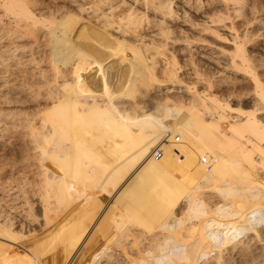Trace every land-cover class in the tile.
Here are the masks:
<instances>
[{
	"label": "bare ground",
	"instance_id": "bare-ground-1",
	"mask_svg": "<svg viewBox=\"0 0 264 264\" xmlns=\"http://www.w3.org/2000/svg\"><path fill=\"white\" fill-rule=\"evenodd\" d=\"M60 1L0 0V21L2 18L13 19L16 28L20 30L19 27H23L31 32L37 48L41 46L40 41L43 39L42 45L51 46L50 49H52L46 53L43 51L40 55L43 49L29 48L26 43L25 45L30 49L29 53L27 52L30 58L26 60L25 54L28 50H25L26 47H22L25 50L24 54L22 53L23 56L17 57L18 54L16 58L24 63H41L40 65L48 61L57 78L59 74L65 75L61 68L67 66L64 64L70 59L66 62L64 58L67 52L65 46L85 48L94 61L97 60L100 63L109 61L111 64L110 67L105 68L102 80L98 75V78L96 76L93 78V72L91 76L87 75V81L83 78L87 85L85 87L89 89L85 98L90 101L79 105L82 96L77 95L83 93L79 92L75 94L79 99H75L76 97L73 99L74 94L71 95L73 100H77L74 103L70 95L68 96V91L65 95L68 88L64 89L61 95L59 92L57 94V91L55 93V90H49L50 87L47 88L49 91L42 92L47 94V98L54 99L55 103L52 109H42V112L41 110L38 112L44 114L39 120V125L42 128L49 126L52 129L49 133L43 132L41 136L35 133L36 125H33L35 120L28 119L29 117L25 120V111L24 115L22 114L25 122L32 124L27 130H30L28 131L30 139L36 144L33 149L36 151L33 153L31 150L32 154H35L37 159L39 157L40 161L35 159L37 163L40 162L39 170L43 171H41L43 177L41 181L39 180L41 195H39L37 212L31 213L32 203L29 207L30 214H27L28 217L25 215V218L20 214L21 207L6 209L3 202L0 203V264H264V69L261 68L264 63L258 64L260 60H255L256 50L248 49L249 42L253 40V32L246 30L247 33L241 35L237 32L239 29L237 25H240V22L237 25L232 23V29L236 31L233 37L235 39L232 40L235 43L232 52L222 59L192 61L194 76L197 77V81L200 80L198 82H203L205 90L200 92L196 87L198 84L195 85L194 81L195 86L190 83L182 86V89L188 90V97L176 98L168 95L153 101L151 95L163 92L165 89L162 88L167 84L166 82L170 81L171 85L181 84L183 79L179 71L183 67L180 66L177 52L172 53L166 64L169 67L158 74V63L153 61L152 57H146L145 53V50L157 45V40L150 38L153 36L148 37L147 32L151 31V34L161 36L166 40V42L163 41L166 46L170 40L177 44L182 39L173 29L172 22H178V20L189 22L190 13L186 10V4L193 7L199 5L197 8L199 9L203 5V0H132L130 1L132 4L128 0H92L90 5L93 4L89 8L86 7V3V5L80 3V0H70L75 6L62 5L63 7L58 4ZM218 2L222 3L221 6L223 5L224 9L219 7L224 11L215 10L214 12L212 8L213 13H208L210 22L219 24L232 20L230 12L241 11L240 15L238 13L235 15L245 19L242 24L246 26L251 24L249 16L255 13V5H250L248 8L245 4L241 6L242 8L236 9L233 5L239 6L240 0H219ZM119 4L122 5L120 7H128L118 11ZM104 6H108L111 12L104 11ZM108 28L121 33L123 37L112 40L109 31H105ZM152 29H157L158 33L155 34ZM0 31L3 32V30ZM14 32L13 30V34ZM3 33L0 35L2 36ZM16 33L14 36L18 39L19 35L16 36ZM176 33L177 36H175ZM21 34L20 36L23 35ZM22 37L19 41L23 40ZM83 37H87L88 40H81ZM191 38L188 36L183 41L188 48L192 45L196 46ZM147 39H149L148 42ZM13 42L9 43L14 44L16 41ZM15 44L12 45V49L6 46L8 50L9 48L13 50L18 46ZM3 45L0 46L2 47L0 51L3 50ZM162 45L161 47L165 46ZM20 46L22 44L18 47ZM7 47L4 50H7ZM20 49L18 51H21ZM262 49L264 50V45ZM4 50L0 53H7ZM14 51L13 53H16ZM4 53L0 57L3 60L6 58L3 57ZM122 57L132 60L133 64L122 63ZM60 62L64 63L63 67L60 66ZM18 63L21 64L20 61ZM136 63L137 65L142 63L143 67L140 65V68L144 69L141 73L143 75L138 73L140 68L134 65ZM17 66L19 68V65ZM6 67L9 68L8 65ZM22 70L21 73H23ZM39 73L43 76L45 71L42 70ZM11 74L14 75V73ZM216 75L223 82H228L235 87L247 82L251 84V87L233 92L231 99H223L222 95L219 97L215 93L217 90L215 87L219 84L218 80L217 82L213 79ZM33 76L31 77L34 78ZM142 76L145 77L144 80L140 78ZM50 77L53 79L52 74ZM52 79H50L51 82H53ZM47 80L49 81V78ZM26 83L23 81L22 85ZM37 83L46 84L38 81ZM55 83L56 85L53 86H57L59 81ZM29 84L26 85L29 86ZM35 85H32L33 89ZM60 88L59 91L62 90ZM135 88L141 91V97L134 90ZM130 90H134L140 98L134 100L133 96V102L121 103L120 100L124 99V94ZM33 95H36L35 92L32 93ZM39 98L41 97H38V101ZM49 98L48 100H51ZM94 98H98L100 102L91 101ZM35 110L33 113L37 112ZM18 115L12 116L18 117ZM4 116L7 117L6 114ZM6 117L5 123H8L11 118L7 120L8 117ZM23 119L18 122L24 123ZM14 120L10 122L14 123ZM13 126L16 129L20 127L14 124ZM13 126L11 125L12 130ZM11 127H8V131L6 128V132H9ZM20 132V135L24 134ZM38 135L41 139H43L42 136L44 138L46 136L52 142L55 140L60 144L61 137L64 141L70 140L68 141L70 147L74 148L70 150L74 153L79 150L78 155L76 153L74 157L79 159L76 160L77 163L81 162L79 166L81 168L78 170L70 163V155H66V159L63 156L64 163L60 164L56 159L60 155L57 154L58 148L56 151L46 152L47 149H51V146L46 147V150L42 148L44 151H39L38 156L36 152L39 149L36 148H41L38 144L40 142L36 143L40 140L36 138ZM25 138L24 136L25 141L22 140L27 144ZM49 140L48 143H50ZM55 141L53 144L56 145ZM71 141L77 144L73 146ZM55 145V148L58 147ZM121 145L123 150L119 151L118 148ZM64 147V152L63 149L61 150L63 153L66 151ZM63 153L61 155H64ZM32 154L30 153L31 157L28 155L30 160L32 156L35 157ZM61 155L58 157L60 158ZM104 159H109L108 169H102L104 164L102 165L101 161ZM148 186H151L153 192L151 196L153 203L145 206L147 193L145 189ZM204 189H208L205 192L211 193L210 196L205 194L208 198L216 197L217 201H220L213 205L214 207L212 206L213 209L208 204V201H213L209 199L207 201V198L201 197ZM25 210L24 212L28 213ZM143 217H148L154 227L161 231L157 230L160 234L150 237L149 246L145 247L147 249H144L140 242L141 249L143 247L144 250L137 251L139 248H136L140 244L139 237L146 234L144 229L138 226ZM112 222H115L117 228L113 229ZM110 227L113 232L116 230L117 234L114 232L111 235ZM138 228L144 234L137 232ZM53 230L54 232L49 234ZM46 234L50 235L46 241L40 240L39 243L34 242L32 245L25 244L27 240H34ZM229 244L234 249L231 250L232 253H229V249H225V245ZM134 245H136V253ZM226 251L228 254H225ZM240 258L244 261L237 263Z\"/></svg>",
	"mask_w": 264,
	"mask_h": 264
},
{
	"label": "rangeland",
	"instance_id": "rangeland-1",
	"mask_svg": "<svg viewBox=\"0 0 264 264\" xmlns=\"http://www.w3.org/2000/svg\"><path fill=\"white\" fill-rule=\"evenodd\" d=\"M66 1V0H65ZM64 0H61L58 4L60 5V6H62V5H65V6H75V5H72L71 4V1L70 0H67V2H65ZM79 1V0H78ZM118 1H120V0H118ZM132 2V0H128V2ZM219 1V0H218ZM218 1H215V0H203V5H202V9L201 8H199V9H197L198 7H199V5H197V6H191V5H187L186 4V6H187V8H186V10H187V12L188 13H190V19L192 20H190L189 22L191 23V22H193L192 24H190L189 22H188V20L187 21H183V20H178V22L177 21H173L172 23L174 24V25H172V23H171V25H172V27H173V29L175 30V31H177V33L179 34V37L182 39H180L181 41H177L176 43L177 44H175V42L174 41H172V40H170L169 42H167V46H166V44L163 42V41H165L166 42V40H164L161 36H155V35H153V34H151V31L148 33L147 32V36L148 37H150V36H153V37H150V38H155L156 40H157V45L156 46H153V47H150V49H148L147 51L145 50V53H146V57L148 56H150L149 58H153L154 60L153 61H155V62H157L158 64V66H157V73L158 74H161L164 70H166V67L168 68L169 66L168 65H166V64H168V62H169V59L171 58V55H172V53H176L177 52V54H178V56H179V63H180V66H182L183 68L179 71V75H181L180 77H182V82H181V84H176L175 85V83H174V85H171L172 83L169 81V82H166L167 84H165V86H163L164 88H162V89H165L166 90V88H167V90L165 91H163V92H158L157 94L155 93V94H152L151 95V99L153 100V101H156V100H159V99H161L162 97H167L168 95L171 97V96H173V97H176V98H179V97H188V90L187 89H182V86L184 85V84H191V85H193V86H195L196 84H198V85H196V87H197V89L200 91V92H202L203 91V89H204V84H202L203 82H198V81H200L199 79H198V81H197V77L196 76H194L195 74L193 73V65H192V61H194V62H196V61H198V60H208L209 58L210 59H214V60H216L217 58L218 59H222V57L224 58L227 54H229L230 52H232V50H234V46H235V43L233 42L234 41V39L235 38H233V37H235V34H236V31L234 30V29H232V23H236V25L237 24H239V22H240V25H237L238 27H239V29L238 28H236V29H238L237 30V32H239V34H241V35H243V34H246L247 33V31L246 30H251L250 32H253L252 33V35H253V40L252 41H250L249 42V44H248V49L250 50V51H255L256 50V54H255V60H257V61H259V63L258 64H262V63H264V50L262 49L263 48V45H264V1L263 0H240V5L239 6H236V7H234L235 5H233V8H242L241 6L242 5H245V6H247L248 8L250 7V5H255V13L254 14H251L249 17L251 18V24L249 25V24H247V26L245 25V24H242V23H244L243 22V17H239L238 15H235V14H241V11H239V12H233V11H231L230 13L232 14V20H228V21H226V22H223V23H217V24H215V23H212V22H210L209 20H210V14H212L213 12H212V10H214V12H215V10H217V11H224L223 9H224V7H223V5L221 6V4L222 3H220V2H218ZM80 3H86L85 5H86V7H88L89 8V6H92V4L90 5V2H92V0H80L79 1ZM130 2V4H132ZM212 2V3H211ZM251 2H253V3H251ZM67 3V4H66ZM214 3V4H213ZM244 3V4H243ZM47 4H48V2H47ZM69 4H71V5H69ZM122 4V3H121ZM121 4H119L117 7H119V9H118V11L119 10H124V9H126L128 6H125V7H120V5ZM205 5V6H204ZM47 6V5H46ZM122 6V5H121ZM221 8H223V9H221ZM63 7V6H62ZM105 7V8H104ZM103 7V9H104V11H108L107 13H110L111 11L108 9L109 7L108 6H104ZM107 7V8H106ZM260 7V8H259ZM206 8V9H205ZM213 8V9H212ZM212 9V10H211ZM194 10V11H193ZM205 11H207L206 13H205ZM192 12V13H191ZM209 12H211L210 14H208ZM233 12V13H232ZM91 13V12H90ZM256 14V15H255ZM205 15H207V16H205ZM209 15V16H208ZM151 16H153V15H151ZM237 16V17H236ZM254 16V17H253ZM154 17V16H153ZM203 17V18H202ZM205 18H207V19H205ZM257 18V19H256ZM193 19L195 20V21H193ZM205 19V20H204ZM253 19V20H252ZM5 20V21H4ZM13 19H9V18H2L1 19V21H0V30H3V32L6 30H10L11 31V33H9L10 31H5L4 33L2 32V31H0L1 33H3L4 34V37H6V38H4L3 37V34H2V36L0 35V39H1V43H3V44H1V45H3V50L4 49H6V47L7 46H10V48L12 49L13 48V46H14V44L16 43V42H18V44H15L16 46L18 45L19 46V44L21 45L22 44V46H20V47H18V50H19V48H21L20 50L21 51H18L17 50V47H15L14 49L16 50V51H14V49L13 50H11L10 48H9V50H8V47H7V50H4V51H7V53H4V60L2 59V58H0V203L1 202H3L2 204L5 206V208L6 209H11L12 207H14L13 209H15L16 207L17 208H19V207H21V208H19V210L20 211H22V212H20V214L25 218L26 216L28 217V215L30 214L29 213V207L31 206V204L33 205V210H32V214L34 213L35 214V212H37V210H38V207H37V205H38V202L40 201V197H39V195H41V192L39 191L40 190V188H41V179H42V170L40 169L39 170V168H38V166L40 167L41 165H40V160H39V157H38V159H37V156L35 155V154H32V151H33V149H35V147H36V144H34L33 143V141H32V139H30V136H29V132L28 131H30V130H27V128H29L30 129V125H32L31 123L30 124H28L27 122H25V120L28 118V119H34L35 121H36V123H35V121H34V124L33 125H36V129H35V133L37 132V134H40V136L42 135V133L44 132V133H49L50 132V130H52V129H50V127L49 126H47L46 128H42V126L41 125H39V120L42 118V116L44 115L43 113H41L44 109H52L53 107H54V99H52V98H49V99H51L53 102H51V100H48V98H47V94L45 95V94H43L46 90H51L52 89V91H54L55 93H56V91H57V94H58V92L60 93V95L62 94L61 92H63V90L64 89H66V88H68V89H66V92H65V95H66V93H67V91L70 93H67L68 94V96L70 95V97H71V95L73 96V94H74V96H73V99L75 98V99H79V98H77V96H79V97H81L80 98V101L81 102H79V105L80 104H82V103H84L85 101H90V99H86L85 98V95H86V93L89 91V89L87 90V88L85 87V86H87L86 85V79L88 78L87 77V75L88 74H90V76H91V74H92V72H93V74L95 73V75H93L92 74V77L93 78H98V76H99V79L100 80H102L101 78H103V75H104V72H105V68H108V66L110 67V64H111V62H109V61H104V62H98L97 60H95L94 61V59H92L91 57H90V55H89V53H88V50L87 49H85V48H81V47H77V46H65V50L68 52H66V57H64V58H66V62L68 61L67 59H69V61L67 62V63H63V62H60L61 64H60V66L61 67H63L62 66V64H64V65H67V66H64L63 68H61L63 71H64V73L63 74H65L64 76L61 74H59V76H58V78H57V76L55 75V73L52 71V68L49 66V64L47 63V62H45V63H43L42 62V65H40V64H37V63H24V62H22L21 60H19L18 58H16V56L17 57H19L20 55H22L23 56V54H24V51L26 50V49H28V47L27 46H29V48L31 47H35V48H37V45L36 44H34V39H32V37H31V32H29V31H26L23 27H19L20 28V30L18 29V28H16V23H15V21L13 20ZM206 20H208V21H206ZM245 20V19H244ZM10 21V22H9ZM262 21V22H261ZM12 22V23H11ZM175 22H177V23H175ZM208 22H210V23H208ZM10 23V24H9ZM189 23V24H188ZM205 23V24H204ZM225 23V24H224ZM230 23H231V26H230ZM4 24H5V26H4ZM8 24V25H7ZM176 24V25H175ZM196 25V26H194V25ZM12 26V28H10V26ZM193 25V26H192ZM204 26V28H203V26ZM218 25V26H217ZM243 25H245L246 26V29H245V26H243ZM205 26H209L208 27V29H211V30H208L207 29V27L205 28ZM212 26H213V28L214 27H218V28H214V30H213V28H212ZM243 26V27H242ZM257 26V27H256ZM4 27H8L7 29L6 28H4ZM258 27H260V28H258ZM262 27V28H261ZM2 28V29H1ZM21 28H22V34L20 33V31H21ZM178 28V29H177ZM182 28V29H181ZM243 28V29H242ZM12 29V30H11ZM16 29V30H15ZM180 29V31H178ZM244 29H245V31H244ZM13 30L15 31L14 32V34H13ZM25 32H24V31ZM113 29H106L105 31H109L108 33H109V35H110V38L112 39V40H115V38L116 39H120V37L122 38L123 37V35L121 34V33H118L117 31H115V30H113ZM152 30H154V31H152V32H155V34H156V32L158 33V30L157 29H152ZM231 30H233V32L231 31ZM18 31V33H16ZM111 31V32H110ZM211 31H214L213 33L211 32ZM243 32V33H240V32ZM181 32V33H180ZM216 32V33H215ZM0 33V34H1ZM15 33H16V36H18L19 35V37H18V39H17V37H15L14 35H15ZM25 33V34H24ZM27 33V34H26ZM177 33L175 34V36H177ZM185 33V34H184ZM187 33V34H186ZM235 33V34H234ZM254 33H255V35H254ZM11 34V35H10ZM20 34L22 35V36H26V37H22V36H20ZM29 34V35H28ZM149 34H151V35H149ZM182 34H184V35H182ZM256 34H257V36H256ZM8 35V36H7ZM12 35H13V37H14V39H13V37H12ZM189 36V38H191V41L193 42V43H195V45L196 46H194V45H192V47H190L191 49H192V52H191V49L190 48H188L187 47V44H185V42H183L184 41V39H186V38H188V36ZM234 35V36H233ZM185 36V37H184ZM9 37V38H8ZM20 37H22L23 38V40L20 42L19 41V39H20ZM26 38H28V39H26ZM29 38H31V39H29ZM162 38V39H161ZM171 38H174V36H171ZM2 39H3V41H2ZM4 39L6 40V41H4ZM8 39V40H7ZM16 41L14 44H11L12 43V41ZM25 39V40H24ZM88 40V38L87 37H83L81 40ZM162 41H161V40ZM196 39V40H195ZM258 39V40H257ZM10 40V41H9ZM160 40V41H159ZM197 40H199V42L197 41ZM202 42H201V41ZM205 40V41H204ZM233 40V41H232ZM260 40H262V41H260ZM149 41V39H147V42ZM7 42V43H6ZM9 42H11V43H9ZM41 43V46L39 47V48H37V50H39L40 48L41 49H43V50H41L40 51V55H41V53L43 54V51L46 53V52H50V50H52V49H50V47L47 45L46 47H45V45H42V43H43V39L40 41ZM166 46H164V45H162V43ZM11 44V45H9V44ZM27 43V46L25 45ZM158 43H160L162 46H164V47H161V45L160 44H158ZM173 43V44H172ZM197 43V44H196ZM25 46H24V45ZM29 44V45H28ZM148 44V43H147ZM0 45V46H1ZM7 45V46H6ZM13 45V46H12ZM30 45H33V46H30ZM35 45V46H34ZM148 45H150V44H148ZM160 45V46H159ZM174 45V46H173ZM257 45V46H256ZM12 46V47H11ZM22 47H26L25 48V50H24V48H22ZM74 48V49H72V48ZM186 47V48H185ZM195 47V48H194ZM262 47V48H261ZM47 48H49V50L47 49ZM152 48V49H151ZM261 48V49H260ZM0 49H2V47L0 48ZM23 49V50H22ZM71 49V50H70ZM175 49H177V50H175ZM187 49V50H186ZM188 49H190V50H188ZM198 49V50H197ZM254 49V50H253ZM2 50V51H3ZM30 49H28L27 51H26V60L27 59H29L30 57V54L29 55H27V52L29 51ZM47 50V51H46ZM72 50H76V51H72ZM78 50H80V51H78ZM83 50V51H82ZM151 50V51H150ZM173 50V51H172ZM180 50V51H179ZM262 50V51H261ZM2 51H0V52H2ZM13 51L14 52H16V53H13ZM179 51V52H178ZM182 51V53H180ZM71 52V53H70ZM159 52H160V54H159ZM3 53H0L1 54V56L0 57H2V55H3ZM23 53V54H22ZM29 53V52H28ZM162 53H163V55H162ZM180 53V54H179ZM257 53L259 54L258 56H257ZM13 56H12V55ZM14 54H16V55H14ZM39 54V53H38ZM70 54V55H69ZM72 54V55H71ZM85 54H86V56H85ZM67 55H69L68 57H67ZM75 55V56H74ZM77 55H79V56H77ZM81 55V56H80ZM166 55V56H165ZM15 56V57H14ZM79 57V58H77V57ZM189 56V57H188ZM12 57H13V59H12ZM21 57V56H20ZM170 57V58H169ZM185 57V58H184ZM206 57V58H205ZM219 57H221V58H219ZM261 57V58H260ZM11 58V59H10ZM14 58H15V60L17 61H15L14 62ZM75 58H77V59H75ZM123 59H122V63H124V62H126L127 64L129 63V64H133V63H131L132 62V60H129L128 58H126V57H122ZM125 58V59H124ZM148 58V59H149ZM169 58V59H168ZM188 58V59H187ZM81 59V60H80ZM128 59V60H127ZM7 60V61H6ZM13 60V61H12ZM25 59H23V61H24ZM125 60V61H124ZM159 60V61H158ZM187 60V61H186ZM6 61V62H5ZM21 62V64H19L18 62ZM88 61V62H87ZM119 61H121V60H119ZM167 61V62H166ZM65 62V61H64ZM15 63H17V64H15ZM125 63V64H126ZM26 64H27V66H26ZM29 64V65H28ZM45 64V65H44ZM6 65H8V67L9 68H7L6 67ZM17 65H19V68H20V71H19V68H18V66ZM26 67V69H25V67ZM135 66H137L138 68H140V65H141V67H143L142 66V63H138V65H137V63L136 64H134ZM4 66V67H3ZM12 66V67H11ZM20 66H22V67H20ZM80 66V67H79ZM83 66V67H82ZM104 66V67H103ZM24 67V68H23ZM31 67V68H30ZM88 67V68H87ZM103 67V68H102ZM7 68V69H6ZM66 68H68V69H66ZM73 68V69H72ZM160 68V69H159ZM262 69H264V66L263 67H261ZM260 68V69H261ZM8 69H9V71H8ZM23 69V70H22ZM24 69L26 70V72L24 71ZM32 69V70H31ZM76 69V70H75ZM141 69L142 68H140V69H138V73L140 74V75H143V74H141V73H143V70L144 69H142V71H141ZM21 70H22V72L23 73H21ZM45 71V74L43 75V76H41V74L39 75L38 74V72H40V71ZM49 70V71H48ZM68 70V71H67ZM73 70V71H72ZM102 70H104L103 72H102ZM6 71H8V72H6ZM88 71H90V72H88ZM161 71V72H160ZM54 74H53V73ZM11 73H14V75H12ZM52 74V77H53V79H57L58 81H59V84H57V86L59 85V87H58V89L56 88L57 86H53V85H56V83H55V81H57L56 79L55 80H53L50 76H51V74ZM76 73V74H75ZM83 73H86L85 75L83 74ZM27 74V75H26ZM34 74H37V75H34ZM48 74H50V75H48ZM67 74V75H66ZM24 77H23V76ZM34 75V76H33ZM47 75V76H46ZM56 76V77H54V76ZM74 76V77H72V76ZM76 75V76H75ZM98 75V76H97ZM102 75V76H101ZM28 76V77H27ZM31 76H33L34 78H32ZM61 76L63 77V78H61ZM67 76V77H66ZM79 76H83L82 78L81 77H79ZM96 76V77H95ZM25 77H27L25 80H24V78ZM46 78V77H48L49 78V81L47 80L48 78H46V79H43V78ZM196 77V78H195ZM13 78V79H12ZM20 78V79H19ZM29 78V79H28ZM31 78V79H30ZM41 78H42V80H41ZM67 78H69V79H67ZM74 79V81H72V79ZM83 78H85V80L83 79ZM142 80H144L145 79V77L144 76H142V77H140ZM195 78V79H194ZM38 79V80H37ZM50 79H52V81L53 82H51L50 81ZM65 79L66 81H63V80ZM79 79H81V80H79ZM193 79V80H192ZM214 80H218L219 81V84H221V86L218 84V86L217 87H215L216 89V95H218L219 97L221 96V98H223V99H228V98H230L231 99V95H232V93L233 92H237L238 90H243L245 87L246 88H250L251 87V84H249L248 82L247 83H245V84H242L241 83V85L240 84H236L237 86L235 87V85H232V84H229L228 82H223L220 78H218V75H216V78H213ZM32 80V81H31ZM48 81V83L46 82V81ZM62 80V81H61ZM84 82H83V81ZM190 80H191V82H190ZM7 81V82H6ZM18 81H20V82H18ZM23 81H25V83H26V81H27V83L26 84H29L30 82H31V84H29V86L28 85H26V84H24L26 87H24V85H22L23 84ZM29 81V82H28ZM34 81V83L36 84H32V82ZM37 81L38 82H40L41 84L42 83H46V84H42V85H40L39 83H37ZM42 81V82H41ZM79 81H81V82H79ZM195 81V85H194V82ZM217 81V82H218ZM62 84H61V83ZM65 82V83H64ZM73 82H75L74 84H73ZM184 82V83H183ZM223 82V83H222ZM50 83V84H49ZM52 83H54V84H52ZM64 83V84H63ZM70 83V84H69ZM85 83V84H84ZM15 84V85H14ZM39 84V85H38ZM71 85V86H69V85ZM73 84V85H72ZM78 84V85H77ZM84 84V85H83ZM8 85V86H7ZM32 85H35V87H34V89H36V88H38V89H36L35 91H34V89L32 88L33 86ZM49 85V86H48ZM69 87H71V88H69ZM75 85V86H74ZM229 85V86H228ZM232 85V86H231ZM248 85H250V86H248ZM24 87V89H23V87ZM40 86H45L46 88H40ZM60 86H62L61 88H60ZM82 86V87H81ZM172 86V87H171ZM234 86V87H233ZM29 87H31L32 89L30 90V88ZM48 87H50V88H48ZM52 87H55L54 89L52 88ZM81 87V88H80ZM174 87H176L175 89H174ZM233 87V88H232ZM241 87V89H239ZM48 88V89H47ZM59 88L60 89H62L61 91H59ZM76 88V89H75ZM219 88V89H218ZM231 88V89H230ZM235 88V89H234ZM57 89V90H56ZM71 89V90H70ZM137 89V90H136ZM237 89V90H236ZM13 90V91H12ZM22 90V91H21ZM28 90V91H27ZM39 90V91H38ZM48 90V91H49ZM74 90V91H73ZM136 92H138V94L140 95V97H141V91L140 90H138V88H135L134 89ZM132 91V90H130V92H128V93H125L124 94V99H121L120 101H121V103H125V104H128V102L130 101H134V100H137V99H139L140 97H138L139 95L135 92V91ZM205 90V89H204ZM214 90V91H215ZM222 90V91H221ZM44 91V92H43ZM71 91V92H70ZM78 91V92H77ZM169 91V92H168ZM171 91V92H170ZM224 91V92H223ZM227 91V92H226ZM31 92V94H29V93ZM35 92V96L33 95L32 96V93H34ZM37 92V93H36ZM43 92V93H42ZM72 92H74V93H72ZM81 93V92H83V93H81V95H79L78 93ZM133 92V93H132ZM226 92V93H225ZM47 93V92H46ZM78 95H77V94ZM136 93V94H135ZM168 93V94H167ZM225 93V94H224ZM227 93H228V96H226L227 95ZM77 96H76V95ZM133 94V95H132ZM167 94V95H166ZM220 94V95H219ZM9 96H11V97H9ZM134 96V100H133V97ZM33 97H36L35 99L33 98ZM38 97H41V98H39L40 100L38 101L37 99H38ZM227 97V98H226ZM41 99H44V100H41ZM47 99V100H46ZM71 99H72V97H71ZM72 99V100H73ZM9 100V101H8ZM13 100H15V101H13ZM24 102H23V101ZM97 100V101H96ZM49 103H48V102ZM74 101V103H75V101H77V100H73ZM91 101H96V102H98L99 101V99L98 98H94V100H91ZM100 102V101H99ZM129 102V103H130ZM23 103H25V104H23ZM46 103H48V104H46ZM21 104V105H20ZM50 104H52V105H50ZM10 105V106H9ZM12 105V106H11ZM25 105V106H24ZM33 106V107H32ZM50 106H52V107H50ZM37 107V110H35V108ZM35 110V111H37L36 113L34 112L33 113V109ZM39 108V109H38ZM41 108V109H40ZM26 109V110H25ZM43 109V110H42ZM30 110V111H29ZM32 110V111H31ZM39 110H41V114L40 113H38L39 112ZM8 111H9V113H8ZM14 112V113H12V112ZM16 111V112H15ZM21 111V112H20ZM24 111H25V116H24V119L22 118V116L24 115ZM26 111H28V113L26 112ZM154 111V110H153ZM6 112V113H5ZM21 113L20 115H18V113ZM2 113V114H1ZM4 113V114H3ZM7 115V117H8V115L9 114H11V115H9V117H8V119L7 120H9V118H11L10 120L13 122V120L15 119H17L16 121L14 120V123H12V122H10V120L8 121V123H5L6 121V119H5V117L6 116H4V115ZM18 115V117L16 118V117H14V116H12V115ZM23 114V115H22ZM11 116V117H10ZM27 116V117H26ZM31 116V117H30ZM6 117V118H7ZM14 117V119L12 120V118ZM4 120H3V119ZM19 118V119H18ZM23 119V122L24 123H22V122H18V121H22V119ZM32 119V120H33ZM4 122V123H3ZM16 122V123H15ZM12 123V124H11ZM17 123H19V124H17ZM20 123H21V125H20ZM42 122H40V124H41ZM7 124V125H6ZM8 124H10V126H8ZM13 124L17 127L18 125L21 127V126H23L22 128H23V130H22V128H20V127H18L19 129H16V128H14V126H13ZM17 124V125H16ZM23 124V125H22ZM11 125L13 126V130H17V133H15L16 132V130L15 131H13L12 130V127H11ZM38 125V126H37ZM25 126V127H24ZM28 126V127H27ZM8 127L10 128L11 127V129H9L10 131V133H11V135H12V133H13V135L11 136L10 135V133L9 132H6V128H7V131H8ZM26 128V129H25ZM25 130V131H24ZM27 130V131H26ZM5 131V132H4ZM11 131H13V132H11ZM19 131H21L20 133L22 134V132L24 133V134H22V135H24L26 138V141L28 142L27 144L24 142L25 140L23 139L24 138V136H22V135H20L19 134ZM16 134V135H15ZM18 134V135H17ZM44 135H46V134H44ZM14 136V137H13ZM22 138H21V137ZM39 135L36 137V138H38L37 140H39V138H40V140L39 141H36V143H38V142H40V143H38L40 146H41V148L39 147V148H36L38 151L36 152V154L38 155H40V152L39 151H41V150H43L44 148H45V150L47 149V148H49L50 146H51V149L54 147V145L55 144H53L54 143V141L52 142L51 140H49V139H47L46 138V136H45V138H44V136H42V138L43 139H41V137H40ZM18 137H20V138H18ZM27 138H28V140H27ZM35 138V139H36ZM24 141H23V140ZM30 139V140H29ZM60 139V138H59ZM48 140L50 141V143H48ZM57 140V139H56ZM29 141H31V142H29ZM68 141H70V140H66V141H64V138L62 139V137H61V144H63L64 146H65V143H67V145L64 147L65 148V153H63L64 152V149H63V147H62V145L60 144V143H57V141H55L56 142V145L55 146H58V147H54L52 150L49 148V149H47V151L46 152H51V151H56V149L58 150V152H57V154H64V155H61V157L59 158L58 156H60V155H58L57 157H56V159H57V161L58 162H60V164H61V162H62V164L64 163V159H66L67 157H66V155L68 156V155H73L72 157H71V159L72 160H74L73 162H72V160L70 159V156H69V160L71 161L70 163H72L73 165H74V167H77V169L79 170L81 167H79V166H81V162L79 161V163H77V161L76 160H79V159H75L76 157H74V155L77 153V151L79 152V150H77V149H75V150H77V151H75L76 153H74V151H71L72 149L74 150V148H71L70 147V142H68ZM121 141V140H120ZM72 142V141H71ZM24 143V144H23ZM31 143H33V144H30ZM69 143V144H68ZM58 144V145H57ZM71 144H73V146H75V144H77V143H74V142H72ZM122 144V143H121ZM34 145H35V147H34ZM61 147H60V146ZM29 146V147H28ZM53 146V147H52ZM70 147V148H66V147ZM47 147V148H46ZM30 148H32V149H30ZM43 148V149H42ZM61 148V149H60ZM29 149H30V152H29ZM63 149V152L61 151ZM71 149V150H70ZM32 150V151H31ZM48 150H50V151H48ZM67 150H69V151H67ZM118 150L119 151H121V150H123V147H122V145L121 146H119V148H118ZM34 151H36V150H34ZM33 151V153H35ZM44 151V150H43ZM39 152V153H38ZM62 152V153H61ZM67 152H68V154H67ZM69 152H73V153H69ZM118 152V151H117ZM27 153V154H26ZM30 153L32 154V155H35V157H33L32 156V158H31V160H30V157H31V155H30ZM28 155H30V157L28 156ZM38 155V156H39ZM77 155H78V153H77ZM63 156H65V157H63ZM64 159H63V158ZM74 157V158H73ZM37 160H39L38 161V163H37V161H36V159ZM35 160V161H33V160ZM59 159V160H58ZM10 160V161H9ZM33 161V162H32ZM105 162V163H104ZM38 165H37V164ZM109 163V159H104V160H102L101 161V164L104 166L102 169H105V168H109L108 167V164ZM204 165V164H203ZM35 166V167H34ZM83 167V166H82ZM41 168V167H40ZM84 168V167H83ZM36 170H38V171H36ZM83 170V169H82ZM42 171V172H41ZM84 171V170H83ZM106 171V170H105ZM41 175V177H40V175ZM65 174H67V172L65 171ZM68 175V174H67ZM37 177V178H36ZM40 177V178H39ZM36 178V179H35ZM32 180V181H31ZM40 180V181H39ZM8 181V182H7ZM15 181V182H14ZM17 182V183H16ZM30 182H32L31 184H30ZM28 183L30 184V185H28ZM38 183H39V186H38ZM14 184V185H13ZM26 185V186H25ZM36 185V186H35ZM9 186V187H8ZM33 186V187H32ZM21 187V188H20ZM39 187V188H38ZM6 188V189H5ZM30 188H31V190H30ZM8 190V191H7ZM22 190V191H21ZM146 199H145V201H144V203H145V206L146 205H150L151 203H153V201H152V195H153V192H152V189H151V186H148V187H146ZM205 190H207L208 191V189H204L203 190V192H202V194L203 195H201V197L203 196L204 198H207V201H208V199L209 200H211V201H213V202H210V201H208V204H209V207L211 208V209H213L212 208V206L213 205H216V204H218L220 201H217L218 199L215 197V199H211V197L210 198H208V196H210L211 195V193L210 192H208L207 193V191L205 192ZM17 191V192H16ZM29 191V192H28ZM20 192H21V194H20ZM38 192H40V194H38L37 195V193ZM205 192V193H204ZM23 193V194H22ZM33 194V195H32ZM208 195V196H206V195ZM210 194V195H209ZM8 195V196H7ZM9 195H10V197H9ZM14 195V196H13ZM18 197H17V196ZM21 195V196H20ZM30 195H32V196H30ZM24 196V197H23ZM29 196V197H28ZM149 196H150V198H149ZM216 196V195H215ZM2 198V199H1ZM23 198V199H22ZM26 198V199H25ZM30 200V203H28L29 202V200ZM31 198V199H30ZM34 198V199H33ZM35 198H37V199H35ZM213 198V197H212ZM4 200H5V202H4ZM15 201V202H13V201ZM39 200V201H38ZM215 200V201H214ZM32 201V202H31ZM181 201V200H180ZM184 201V200H183ZM37 202V203H36ZM211 203H213V204H211ZM215 203V204H214ZM14 204V205H13ZM22 204V205H21ZM184 204V202L182 203V205ZM210 204H211V206H210ZM11 205H13V206H11ZM21 205V206H20ZM16 206V207H15ZM25 206V207H24ZM28 206V207H27ZM34 206H36L35 208L36 209H34ZM8 207V208H7ZM214 207V206H213ZM24 209H26L25 211H28V213L27 212H24ZM28 209V210H27ZM18 210V211H19ZM12 211V210H11ZM13 211H15V210H13ZM28 214V215H27ZM26 215V216H25ZM113 223V225H112V227L114 226V228L113 229H115V228H117V226H116V224H115V222H112ZM140 223V224H139ZM138 223V226H139V228L140 229H144V233H146V234H144L143 232H141L140 231V229L138 228V231L137 232H139V233H143L144 235L140 238L139 237V243L141 242L142 243V246H144V249H147L148 248V243H149V241L151 240V238L150 237H154L155 235H157V234H160V232H158V231H161L159 228L158 229H156L155 227H154V225L149 221V218L148 217H143L142 219H140V222ZM152 224V225H151ZM142 227V228H141ZM137 228V227H136ZM111 227L109 228V232L111 233V235H113L114 234V232H116V234H117V231L116 230H114V232L112 231L113 230ZM158 230V231H157ZM54 232V230L51 232V233H49V234H52ZM108 232V234H110ZM113 232V233H112ZM154 232V233H153ZM155 232H157V233H155ZM152 233V234H151ZM49 234H46V235H44V236H41L40 238H37V239H34V240H30V241H25V244H28V245H32V244H34V242H35V244L36 243H39L40 242V240L42 241V240H44V241H46V238L47 237H49L50 235ZM141 234H139L140 236H141ZM151 234V235H150ZM148 235H149V237H148ZM153 235V236H152ZM145 236V237H144ZM147 236V237H146ZM246 237V236H245ZM252 237V236H251ZM143 238H145V239H143ZM39 239V240H38ZM36 240V241H35ZM143 241V242H142ZM144 242H145V244H144ZM141 243L140 244H138V246L140 245V247H138L137 246V248L136 249H138L139 248V250H137V251H140V250H142L143 249V247H142V249H141ZM147 243V244H146ZM146 245H148V246H146ZM226 247H225V249H229L230 251L232 250H234L233 248H232V245H225ZM135 247H136V245H134V249H135ZM145 247H147V248H145ZM232 248V249H231ZM117 249V248H116ZM136 249L134 250V252L136 253ZM143 249V250H144ZM258 250V249H257ZM256 250V251H257ZM229 251V253H232V251L230 252ZM254 251V250H253ZM258 251H260V249L258 250ZM228 251H226L225 252V254H228L227 253ZM138 253V252H137ZM237 253V252H236ZM234 255V254H233ZM237 256V255H236ZM249 257H250V255H248ZM238 259V258H237ZM237 259H236V261H237ZM250 259V258H249ZM243 262L244 261V259L242 260L241 258H240V260H238L237 261V263L238 262Z\"/></svg>",
	"mask_w": 264,
	"mask_h": 264
}]
</instances>
